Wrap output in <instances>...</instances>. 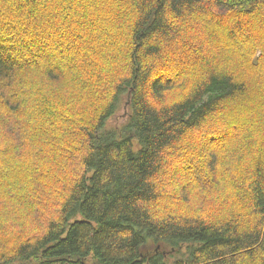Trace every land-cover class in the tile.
Listing matches in <instances>:
<instances>
[{
  "label": "trees",
  "instance_id": "16d2710c",
  "mask_svg": "<svg viewBox=\"0 0 264 264\" xmlns=\"http://www.w3.org/2000/svg\"><path fill=\"white\" fill-rule=\"evenodd\" d=\"M0 264H264V0H0Z\"/></svg>",
  "mask_w": 264,
  "mask_h": 264
},
{
  "label": "rangeland",
  "instance_id": "374dc122",
  "mask_svg": "<svg viewBox=\"0 0 264 264\" xmlns=\"http://www.w3.org/2000/svg\"><path fill=\"white\" fill-rule=\"evenodd\" d=\"M118 119H115L114 121H111V123L113 124H117V125H120L121 122H124L126 120V112L124 111V113H120L118 116H117ZM112 124V125H113Z\"/></svg>",
  "mask_w": 264,
  "mask_h": 264
}]
</instances>
